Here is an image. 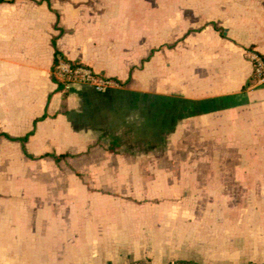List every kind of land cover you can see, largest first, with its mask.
Masks as SVG:
<instances>
[{"label": "crops", "instance_id": "0c3cea01", "mask_svg": "<svg viewBox=\"0 0 264 264\" xmlns=\"http://www.w3.org/2000/svg\"><path fill=\"white\" fill-rule=\"evenodd\" d=\"M250 47L264 0H1L0 264L264 262Z\"/></svg>", "mask_w": 264, "mask_h": 264}, {"label": "built area", "instance_id": "2783aa9c", "mask_svg": "<svg viewBox=\"0 0 264 264\" xmlns=\"http://www.w3.org/2000/svg\"><path fill=\"white\" fill-rule=\"evenodd\" d=\"M246 60L251 64V74L249 81L256 85L264 82V53H260L254 48L244 50ZM52 76L56 81L62 82L66 87L70 83H83L91 86L95 91L102 92L110 87L117 86V82L100 72L95 71L90 66L68 60L61 56L57 57L52 68ZM124 264H152L147 260H131ZM164 264H203L181 260H170ZM244 264H264V262H249Z\"/></svg>", "mask_w": 264, "mask_h": 264}, {"label": "trees", "instance_id": "16d2710c", "mask_svg": "<svg viewBox=\"0 0 264 264\" xmlns=\"http://www.w3.org/2000/svg\"><path fill=\"white\" fill-rule=\"evenodd\" d=\"M1 1V0H0ZM58 56H60L58 53H57V50H55V58H54V62H53V65H54V63L56 62V60H57V57ZM62 57V56H61ZM64 58V57H63ZM53 79H54V77H53ZM55 80V79H54ZM56 81V80H55ZM56 83L58 84V87H64V85H63V83L62 82H59V81H56ZM9 139H11V140H19V141H21V142H24L26 139H27V135H25L24 137H19V138H14V137H10L9 135H6ZM22 149L24 150V152H25V149H24V147H23V145H22ZM27 154V153H26ZM30 156V155H29ZM31 157V156H30Z\"/></svg>", "mask_w": 264, "mask_h": 264}]
</instances>
